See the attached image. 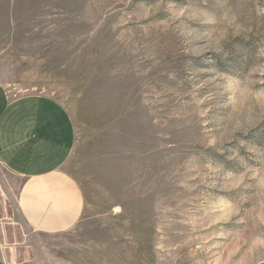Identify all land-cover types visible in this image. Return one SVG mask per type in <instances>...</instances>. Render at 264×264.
<instances>
[{
    "label": "rangeland",
    "instance_id": "rangeland-1",
    "mask_svg": "<svg viewBox=\"0 0 264 264\" xmlns=\"http://www.w3.org/2000/svg\"><path fill=\"white\" fill-rule=\"evenodd\" d=\"M0 82L68 111L82 197L38 231L0 162L4 264H264V0H0Z\"/></svg>",
    "mask_w": 264,
    "mask_h": 264
},
{
    "label": "crops",
    "instance_id": "crops-1",
    "mask_svg": "<svg viewBox=\"0 0 264 264\" xmlns=\"http://www.w3.org/2000/svg\"><path fill=\"white\" fill-rule=\"evenodd\" d=\"M75 145L73 120L52 97H13L0 82V162L17 184L21 213L38 231L68 230L82 197L65 169ZM0 264H4L0 256Z\"/></svg>",
    "mask_w": 264,
    "mask_h": 264
}]
</instances>
